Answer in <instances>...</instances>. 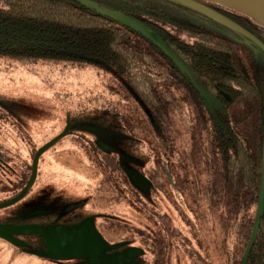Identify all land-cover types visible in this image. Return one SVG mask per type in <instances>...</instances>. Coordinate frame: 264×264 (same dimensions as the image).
<instances>
[{
  "label": "trees",
  "instance_id": "obj_1",
  "mask_svg": "<svg viewBox=\"0 0 264 264\" xmlns=\"http://www.w3.org/2000/svg\"><path fill=\"white\" fill-rule=\"evenodd\" d=\"M90 1L137 20L155 40L75 0H0V65L94 71L107 77L114 85L90 96L94 128L104 135H127L120 139L126 143L117 147L137 150V155L141 149V156H155L158 164L172 169L178 196L204 206L202 213L223 229L229 259L242 264L262 179L264 52L173 18L160 8V0ZM199 1L219 15L235 17L241 26L250 22L264 44V25L256 19L210 0ZM230 9L235 14L229 16ZM236 17L244 20L239 23ZM164 42L211 80L226 116L205 115L199 88ZM26 120L32 135L46 132L42 124ZM86 126L80 122L74 130L86 133ZM94 149L99 163L117 158ZM245 264H264V217Z\"/></svg>",
  "mask_w": 264,
  "mask_h": 264
},
{
  "label": "flooded vegetation",
  "instance_id": "obj_2",
  "mask_svg": "<svg viewBox=\"0 0 264 264\" xmlns=\"http://www.w3.org/2000/svg\"><path fill=\"white\" fill-rule=\"evenodd\" d=\"M229 11V16L235 14ZM220 16L261 45L231 28L238 39L203 29L264 52V44L251 31L253 24L236 17L244 22L241 26L235 17ZM200 76L216 90L207 76ZM201 95L206 116L227 115L217 90L218 103L211 108ZM0 109L1 115L6 113L0 117V245L4 258L0 264H234L229 251L223 249L227 238L219 222L202 213L203 205L178 196L172 169L158 164L155 156H141V149L137 155V150L117 147L126 143L120 139L127 135H104L94 128L93 120L86 122L88 134L69 127L64 133L65 127L55 135H32L29 122L14 115L6 100L0 101ZM104 137L108 141L100 139ZM94 147L117 158L101 159L111 164L99 163ZM126 169L141 174L150 185L138 186ZM263 217L264 213L260 225ZM250 241L242 264L254 248L255 242L245 259Z\"/></svg>",
  "mask_w": 264,
  "mask_h": 264
},
{
  "label": "rangeland",
  "instance_id": "obj_3",
  "mask_svg": "<svg viewBox=\"0 0 264 264\" xmlns=\"http://www.w3.org/2000/svg\"><path fill=\"white\" fill-rule=\"evenodd\" d=\"M159 6L174 18L238 39L224 24L188 10L184 6L166 0H160ZM163 45L178 66L201 90L209 102V107L216 106L218 101L213 85L194 70L190 61L180 54L174 45L165 42ZM113 85L107 77L94 71L46 72L19 63L0 65V96L6 98L14 115L42 124L48 135H55L65 127L66 130L68 127L74 130L75 123H88L93 120L95 110L93 104L89 102L90 96ZM1 248L0 245V258Z\"/></svg>",
  "mask_w": 264,
  "mask_h": 264
},
{
  "label": "water",
  "instance_id": "obj_4",
  "mask_svg": "<svg viewBox=\"0 0 264 264\" xmlns=\"http://www.w3.org/2000/svg\"><path fill=\"white\" fill-rule=\"evenodd\" d=\"M78 1L80 3H82L83 5L86 6H90L93 7L94 9H96L97 11L108 15L114 19H116L117 21H120L130 27H133L141 32H144L149 38L155 40V36L149 32L141 23H139L137 20L130 18L122 13L107 9V8H103L100 7L98 4H96L93 1L90 0H75ZM175 3H178L188 9H191L193 11H196L212 20H215L217 22H220L222 24H224L225 26L238 31L240 34L244 35L246 38L250 39L253 42L258 43L259 45L260 42L254 38L253 36H251L249 33H247L246 31H244L243 29H241L240 27H238L237 25L231 23L230 21L226 20L225 18L221 17L220 15H218L217 13H215L214 11H212L211 9H209L208 7L194 1V0H169ZM213 2H216L218 4H221L223 6L226 7H230L233 8L235 10H238L254 19H256L258 22H260L261 24L264 25V0H210ZM230 1L234 2L230 3ZM238 5H236V4ZM249 10H251L252 12H250ZM256 13V14H254ZM262 17V18H261ZM99 146L101 148H107V146L105 144L100 143ZM262 168H263V178H262V186H261V193H260V201H259V208H258V213H257V217H256V222H255V227H254V231H253V235L245 256V259L248 257V254L250 252V250L253 247V244L255 242L258 230H259V226H260V219L264 213V145H263V161H262ZM126 173L128 175V177L134 182L136 183L138 186H141L142 188H145V186H149V182L148 180L142 176L141 174L130 170V169H126ZM169 173V172H168ZM19 230H10L9 233H13V232H18ZM1 230H0V235H1Z\"/></svg>",
  "mask_w": 264,
  "mask_h": 264
},
{
  "label": "bare ground",
  "instance_id": "obj_5",
  "mask_svg": "<svg viewBox=\"0 0 264 264\" xmlns=\"http://www.w3.org/2000/svg\"><path fill=\"white\" fill-rule=\"evenodd\" d=\"M230 3H233L234 4V2H232V1H230ZM236 4V3H235ZM237 5V4H236ZM238 6V5H237ZM250 12H252L251 10H249ZM254 14H256V13H254ZM257 15V14H256ZM258 16V15H257ZM262 18V17H261ZM264 20V19H263Z\"/></svg>",
  "mask_w": 264,
  "mask_h": 264
}]
</instances>
